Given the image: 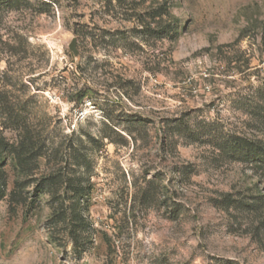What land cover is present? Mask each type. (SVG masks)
Segmentation results:
<instances>
[{
	"label": "rangeland",
	"instance_id": "374dc122",
	"mask_svg": "<svg viewBox=\"0 0 264 264\" xmlns=\"http://www.w3.org/2000/svg\"><path fill=\"white\" fill-rule=\"evenodd\" d=\"M263 86L264 0H0V89L48 144L6 166L0 264H264V178L217 147L264 137Z\"/></svg>",
	"mask_w": 264,
	"mask_h": 264
},
{
	"label": "trees",
	"instance_id": "16d2710c",
	"mask_svg": "<svg viewBox=\"0 0 264 264\" xmlns=\"http://www.w3.org/2000/svg\"><path fill=\"white\" fill-rule=\"evenodd\" d=\"M247 106L252 116L248 125L264 133V86L255 91ZM20 111L17 104L10 101L8 91L0 89V125L2 127L0 129V200L6 196L9 179L6 166L10 159L17 163L24 174H29L39 169V159L47 155V142L41 138V135L34 132L30 116H24ZM9 128L17 131L16 135L7 136L5 131ZM217 147L221 154L230 155L237 161L250 164L251 168L256 173H261L264 178V137L233 133ZM20 184L16 180L10 194L12 201L18 204L27 201L26 197L17 198V189ZM258 203L251 201L246 206L255 210ZM231 204L229 201L228 206Z\"/></svg>",
	"mask_w": 264,
	"mask_h": 264
},
{
	"label": "water",
	"instance_id": "95a60500",
	"mask_svg": "<svg viewBox=\"0 0 264 264\" xmlns=\"http://www.w3.org/2000/svg\"><path fill=\"white\" fill-rule=\"evenodd\" d=\"M76 41H77V39H76V37H74L69 44V48L74 53L75 56H78L79 52L76 48Z\"/></svg>",
	"mask_w": 264,
	"mask_h": 264
}]
</instances>
